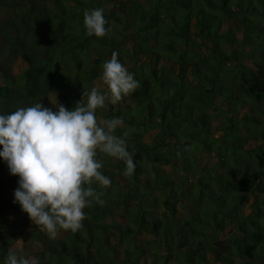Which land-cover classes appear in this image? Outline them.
Masks as SVG:
<instances>
[{"label":"trees","instance_id":"1","mask_svg":"<svg viewBox=\"0 0 264 264\" xmlns=\"http://www.w3.org/2000/svg\"><path fill=\"white\" fill-rule=\"evenodd\" d=\"M5 3L16 13L0 20V39L24 63L0 84V114L40 100L52 107L55 96L71 109L93 86L106 92L96 79L113 51L140 82L96 110L99 122L122 118L115 134L135 171L98 154L111 179L107 189L93 185L104 203L84 209L75 233L51 240L39 230L52 259L40 264H137L148 258L147 244L136 243L147 235L169 244L161 264H264V0ZM110 4L108 34L88 36L84 11ZM66 19L74 22L68 31ZM12 177L0 161V264L17 233L37 229L13 203Z\"/></svg>","mask_w":264,"mask_h":264},{"label":"clouds","instance_id":"2","mask_svg":"<svg viewBox=\"0 0 264 264\" xmlns=\"http://www.w3.org/2000/svg\"><path fill=\"white\" fill-rule=\"evenodd\" d=\"M107 24L103 8L84 11L83 26L88 36H106ZM101 79L107 91L93 86L71 109L59 104L55 96L54 101L49 100L52 107L40 100L0 114V161L11 176L18 177L13 203L51 238L60 230L77 232L86 219L84 209L104 203L103 191L97 192L93 185L107 189L111 179L102 173L98 154L123 161L126 174L135 171L133 153L123 136L115 134L123 124L122 118L99 122L96 110L105 107L106 100L120 102L140 82L122 65L115 51L103 63ZM4 264L40 261L26 257L21 250L9 251Z\"/></svg>","mask_w":264,"mask_h":264},{"label":"rangeland","instance_id":"3","mask_svg":"<svg viewBox=\"0 0 264 264\" xmlns=\"http://www.w3.org/2000/svg\"><path fill=\"white\" fill-rule=\"evenodd\" d=\"M19 4L20 3H18L17 5ZM114 5L117 6V4H114ZM114 5L110 4L108 6L106 5L103 6L106 13L107 11L114 10V7H115ZM124 9H125V3L123 2L120 4V10L125 11ZM15 13H16V9L12 5L0 4V20L6 21L10 18L11 15ZM72 25H74V22L66 19L63 21L60 27H61V30L68 31V28L71 27ZM23 63L24 61L22 60L20 56V52H8L6 48H4V43L0 39V84L4 83L5 78L10 77L9 76L10 74L12 75L13 78L17 77L19 73L22 72ZM246 64L251 67H254L251 61L247 62ZM93 68L94 67H92L91 70H93ZM101 76H102V72H100L97 75L98 79H96V84L101 88H104V87L106 88V86H104L102 82ZM217 135L222 137L223 133L219 132ZM206 164L207 163H205V165ZM6 180H8L7 181L8 183H13L15 186H17V180H18L17 177L7 178ZM184 212L185 211H182L181 213H184ZM121 218H122L121 216L116 215L115 219H118L119 221H124ZM36 226H37V229L35 230L37 232L34 231V229H32L31 226H27L24 235H20V233H17L16 234L17 238L14 239L12 243H9V244H11L12 251L20 252L22 250L24 254L26 255V257H35V258H38L40 262H43V261L48 262L52 259L46 251L47 246L43 242H38L35 235L40 230L39 234L41 233L43 235H46L51 240L52 239L56 240V239L66 236L70 232V230H60L58 231V234L55 238H51L46 233V231L42 229L41 226L39 225H36ZM171 234L173 236L179 235L178 228L177 227L172 228ZM136 243H137L138 248L140 246H146L145 244H147V246L149 247L148 258L147 259L145 257L140 258L137 264H161L160 257L167 254V251H168L167 247L169 245V244H166L165 242H162V241L160 242L156 237H152L148 235L141 237ZM175 245L176 243H173L172 247H174ZM127 246H129L128 243L119 246L118 247L119 250L115 251L114 256L116 258L119 257L120 259H123L125 250L128 249Z\"/></svg>","mask_w":264,"mask_h":264}]
</instances>
